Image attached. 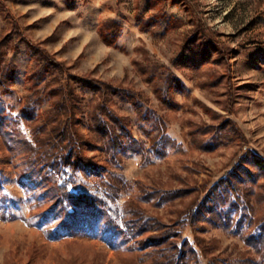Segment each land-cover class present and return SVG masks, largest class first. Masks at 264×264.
<instances>
[{"label": "rangeland", "instance_id": "rangeland-1", "mask_svg": "<svg viewBox=\"0 0 264 264\" xmlns=\"http://www.w3.org/2000/svg\"><path fill=\"white\" fill-rule=\"evenodd\" d=\"M42 57L103 83L100 101L119 119L114 148L110 130L87 121L93 91L76 82L75 123L102 180L79 177L72 191L119 184L116 215L129 203L180 227L198 264L259 262L221 227L241 225L236 201L264 219V0H0V81L11 85L0 91V264H147L102 233L49 240L38 225L51 204L32 180L30 157L61 117ZM226 179L235 194L221 199ZM158 192L171 198L160 202Z\"/></svg>", "mask_w": 264, "mask_h": 264}, {"label": "trees", "instance_id": "trees-1", "mask_svg": "<svg viewBox=\"0 0 264 264\" xmlns=\"http://www.w3.org/2000/svg\"><path fill=\"white\" fill-rule=\"evenodd\" d=\"M42 54L48 55L47 52ZM42 60L46 62L44 68L48 74L47 87L50 89L46 94L50 100H54L59 95L61 98L60 101L58 100L59 102L56 100L53 102V106L61 117L59 120H54L58 123L54 124L53 133L47 137L49 140L47 147L42 148L36 156L30 157L32 180L35 184L37 183L40 191H44L43 202L51 204L46 210L39 212L36 217L46 238L49 240H60L65 237L96 239L102 233L114 249H117L116 241L120 240L126 250L138 251L141 254L142 263L198 264L200 259L194 249L195 244H190L188 240L182 239L180 227H168L157 218L147 217L129 203L124 207L121 216L116 215L115 205L118 194L122 190L119 184H105L99 188L95 183L92 185L89 183L90 185H87L89 190L86 191L74 192L70 189L71 185L79 182V177L97 183L102 180L100 166L93 162L92 158L86 156L85 146L91 144V141L87 142L80 136L76 125L78 123H75L77 120L76 111L80 109L76 82L84 83L93 91L94 95L89 104L87 121L93 128L105 127L110 130L112 137L110 144L114 148L119 143L117 141L119 136L113 137L114 134H117L114 126L119 123V119L107 112V108L101 102L106 99L98 95L101 89L106 87L103 83L90 80L87 77L67 75L63 64L50 60L48 57H44ZM6 83L0 81V91L3 94L7 93L11 86ZM100 99L102 100L100 101ZM104 114L107 116L109 114L111 118H105ZM120 126L126 128L122 121ZM95 131L98 135L100 134L97 130ZM254 164L262 166L263 162L256 158ZM220 183L224 185H220L218 188L222 189V194L218 196L221 199L228 198L229 190L233 189L229 185L230 182L226 179ZM237 191L238 189H236ZM169 195L171 194L159 193L160 202L169 200L171 198ZM210 195L207 194L205 202ZM242 204L245 207L240 208ZM242 204L237 201L233 203L236 209H240L241 225L221 228L229 230L232 235L240 236L245 244L258 254L260 259L257 264H264V219L259 221L256 218L253 208L248 202H242ZM202 205L205 207L204 203H201ZM199 211L196 213L198 214ZM196 213L187 215L186 221L195 234L197 231L200 232L195 230ZM214 214L219 215L217 212ZM220 218L224 220L225 224L229 221L227 215ZM242 224H246V227H241ZM194 243L198 248H204L197 237Z\"/></svg>", "mask_w": 264, "mask_h": 264}]
</instances>
